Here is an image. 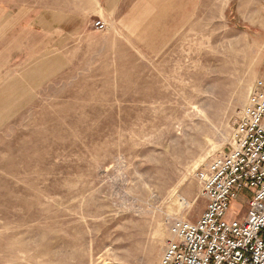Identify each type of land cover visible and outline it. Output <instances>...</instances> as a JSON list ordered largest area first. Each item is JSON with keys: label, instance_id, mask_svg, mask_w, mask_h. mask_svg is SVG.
Here are the masks:
<instances>
[{"label": "rangeland", "instance_id": "374dc122", "mask_svg": "<svg viewBox=\"0 0 264 264\" xmlns=\"http://www.w3.org/2000/svg\"><path fill=\"white\" fill-rule=\"evenodd\" d=\"M263 75L264 0H0V264H159Z\"/></svg>", "mask_w": 264, "mask_h": 264}, {"label": "built area", "instance_id": "2783aa9c", "mask_svg": "<svg viewBox=\"0 0 264 264\" xmlns=\"http://www.w3.org/2000/svg\"><path fill=\"white\" fill-rule=\"evenodd\" d=\"M195 176L207 209L196 222L172 224L159 264H264V75L248 95L231 150L217 153ZM241 193L248 198L245 213L229 219L231 201Z\"/></svg>", "mask_w": 264, "mask_h": 264}]
</instances>
